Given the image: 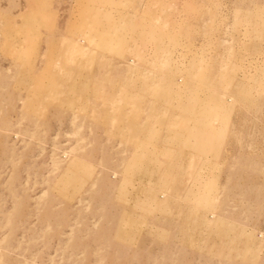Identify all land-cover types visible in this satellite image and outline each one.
Returning <instances> with one entry per match:
<instances>
[{"label":"rangeland","instance_id":"rangeland-1","mask_svg":"<svg viewBox=\"0 0 264 264\" xmlns=\"http://www.w3.org/2000/svg\"><path fill=\"white\" fill-rule=\"evenodd\" d=\"M0 264H264V0H0Z\"/></svg>","mask_w":264,"mask_h":264}]
</instances>
